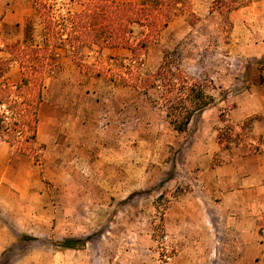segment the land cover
I'll list each match as a JSON object with an SVG mask.
<instances>
[{"label":"rangeland","instance_id":"obj_1","mask_svg":"<svg viewBox=\"0 0 264 264\" xmlns=\"http://www.w3.org/2000/svg\"><path fill=\"white\" fill-rule=\"evenodd\" d=\"M44 1L56 4L55 33L36 12V0H0V59L12 58L7 44L49 39L58 61L46 79L41 139L31 154L11 146L7 205L0 206V264L253 261L244 232L259 227L264 234V214L244 220V205L221 202L228 197H221L210 173L227 161L226 150L259 149L251 142V118L229 117L238 88L228 58L237 49L229 16L214 10V2L193 0L191 10L179 12L146 47H141L146 28L133 25L134 50L104 47L101 33L73 48L72 14L85 10V0ZM28 24L32 37L25 40ZM250 30L258 37L260 22ZM166 52L206 84L216 98L211 108L222 104L215 114L195 115L183 132L167 120L163 89L136 80L150 78ZM12 64L19 74V63ZM65 238L87 243L56 245Z\"/></svg>","mask_w":264,"mask_h":264},{"label":"trees","instance_id":"obj_2","mask_svg":"<svg viewBox=\"0 0 264 264\" xmlns=\"http://www.w3.org/2000/svg\"><path fill=\"white\" fill-rule=\"evenodd\" d=\"M75 0H72L74 2ZM193 0H144L140 3L118 0H85V10L72 14V47L88 45L84 38L101 33L105 37L104 47H128L135 49L131 34L133 25L146 28L141 47L157 40L161 33L178 16L179 12L191 10ZM250 0H214V10L229 16ZM36 12L45 18L48 32L55 33V3L36 0ZM192 13L193 10H192ZM32 25L28 24L25 40L32 37ZM66 31V30H65ZM49 34V33H48ZM69 35V34H68ZM24 40V42H25ZM83 42V43H82ZM91 45H94L92 43ZM56 44L46 39L43 44L25 46L7 44L12 58L0 59V137L18 152L31 154L38 136L39 108L43 102L48 74L58 67L54 53ZM4 49L0 48V51ZM13 62L21 67V78L17 82L8 79ZM148 88L163 89L162 105L166 107L167 120L179 132L186 131L198 113L216 102L206 84L190 77L178 62L165 53L156 72L147 80H138ZM254 119L251 118V121ZM264 144V136L260 138ZM87 241L65 238L56 242L61 248H81Z\"/></svg>","mask_w":264,"mask_h":264},{"label":"crops","instance_id":"obj_3","mask_svg":"<svg viewBox=\"0 0 264 264\" xmlns=\"http://www.w3.org/2000/svg\"><path fill=\"white\" fill-rule=\"evenodd\" d=\"M212 2L214 0H205L206 4ZM229 19L233 26L232 43L237 46V49L235 52L232 51L228 58L234 64L232 68L238 86L236 95L232 98L233 105L230 107L229 117L236 122L254 117L250 129L251 142L257 144L259 149L251 151L236 147L226 150L223 154L228 158L227 161L211 168L210 173L218 179L221 197H228L227 201L221 202L244 205L246 215L243 219L256 221L262 219L264 214V144L260 143V138L264 136V0L247 2L242 7L231 11ZM254 22H260L258 37L254 36L250 30ZM2 78L3 76H0V79ZM20 78L21 70L18 74L15 64H12L8 79L17 82ZM219 105L222 104L212 108L213 105L209 106L201 115L217 113L215 111ZM45 111H48V106L42 102L39 108L41 120L45 116ZM40 135L41 132L38 133L37 139ZM214 151H220V148L214 147ZM212 154L213 151L209 153V156L211 157ZM13 156L14 149L10 143L0 137V206L7 205L3 193L9 188L5 182L11 169ZM214 197L212 196L211 200L218 203L219 199ZM244 235L246 238H251L245 241L244 247L254 250V260H240L236 264H264V240H261L264 234L260 232V228H249ZM257 257L260 260H257Z\"/></svg>","mask_w":264,"mask_h":264}]
</instances>
